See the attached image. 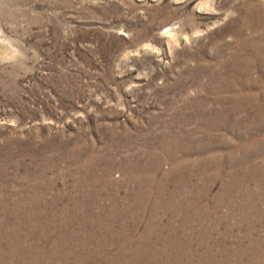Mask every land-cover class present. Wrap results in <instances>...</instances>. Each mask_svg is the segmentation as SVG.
I'll return each instance as SVG.
<instances>
[{
    "label": "rangeland",
    "instance_id": "rangeland-1",
    "mask_svg": "<svg viewBox=\"0 0 264 264\" xmlns=\"http://www.w3.org/2000/svg\"><path fill=\"white\" fill-rule=\"evenodd\" d=\"M0 264H264V0H0Z\"/></svg>",
    "mask_w": 264,
    "mask_h": 264
}]
</instances>
